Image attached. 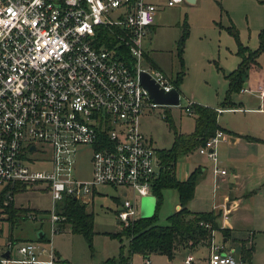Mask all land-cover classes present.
<instances>
[{"label":"built area","instance_id":"1","mask_svg":"<svg viewBox=\"0 0 264 264\" xmlns=\"http://www.w3.org/2000/svg\"><path fill=\"white\" fill-rule=\"evenodd\" d=\"M182 2L187 1L0 0L1 223L14 196L43 192L49 208L35 216L47 217L52 234L64 199L90 204L106 193L100 187L119 190L120 225L140 218L141 200L154 197L162 170L140 118L160 108L165 119L174 107L155 103L140 83L145 72L163 91L174 88L171 78L146 60V39L157 10ZM259 95L264 97V87ZM192 104L184 107L187 115H194ZM224 136L217 130L196 149L220 176L227 173L217 165L215 147ZM80 155L88 161L86 176L76 170ZM53 259L49 241L8 238L0 226V264H52ZM184 263L191 264L192 257ZM207 264L238 261L233 248L212 238Z\"/></svg>","mask_w":264,"mask_h":264},{"label":"rangeland","instance_id":"2","mask_svg":"<svg viewBox=\"0 0 264 264\" xmlns=\"http://www.w3.org/2000/svg\"><path fill=\"white\" fill-rule=\"evenodd\" d=\"M185 22L188 24V35L182 57L186 74L179 83V104L170 107L171 115L168 120L161 118L160 108L145 113L140 118L141 132L156 149L170 147L173 139V132L169 128L171 121L179 132L192 130L193 115L184 112L187 100L212 108L224 107L222 105L229 90L227 76L241 61L237 42L250 50L258 47V32L264 27V0H196L194 3L182 2L159 8L154 20L156 29L146 39V49L171 80L180 69L176 41ZM231 27L236 30L237 36L232 33ZM258 62L264 65V50ZM243 89L244 86L239 92L228 96L232 106H247L249 97L257 93L248 88V91H242ZM233 115L226 112L218 118L221 121L232 120L235 118ZM236 115L238 116L237 113ZM247 117H251L259 125L258 128H264V113H253ZM238 118L240 119L239 116ZM191 157L196 160L200 156L195 153ZM76 170L80 176L88 175V161L84 155L77 158ZM99 190L106 193L97 194L92 203L86 204V210L94 215V234L90 243L80 235L70 233L67 226L56 227L55 232L50 233L47 217L35 216L37 211L49 208L48 195L43 192L26 191L14 196L13 207L31 211L19 214L15 225L10 226L4 221L0 222V226L9 234L8 238L49 241L55 252L52 264H102L108 258L117 260L121 252L124 256L128 255V239L124 238L121 243L118 238L110 235L123 229L115 216L117 202L121 199L118 196L119 190L108 187H100ZM175 193L171 188L162 190L161 203L156 210L158 223H166V217L170 215L176 200ZM30 212L35 216L33 221L24 217ZM37 230L42 232L40 239L35 238ZM219 236V232H216L215 241L222 243ZM122 245L124 247L121 250ZM259 245L262 242L259 241ZM192 254L194 261L197 260L195 264H207V246H197ZM234 256L236 257L235 252ZM132 257L130 264H144L139 255ZM151 264L183 263L178 258L169 260L166 256L154 255Z\"/></svg>","mask_w":264,"mask_h":264},{"label":"trees","instance_id":"3","mask_svg":"<svg viewBox=\"0 0 264 264\" xmlns=\"http://www.w3.org/2000/svg\"><path fill=\"white\" fill-rule=\"evenodd\" d=\"M231 29L232 33L237 36L236 30L233 27ZM187 35L188 24L185 22L176 41V56L180 69L173 76L172 83L177 90L185 74L182 55ZM237 43L241 61L227 76L229 90L225 103L222 105L224 107L232 105V102L228 100V96L230 93L240 91L246 81L248 70L252 65L257 64V59L264 50V27L258 32V47L255 50L248 49L239 41ZM191 108L194 112L193 130L189 133L179 132L171 121L169 128L173 132L172 144L167 149L157 150L162 170L153 186V194L156 200L153 215L136 219L132 223L123 226L121 232L110 233L111 236L118 238L121 243L124 238L128 239V255L124 256L121 252L117 260L108 258L102 264H129L134 254H139L143 260L150 259L152 254L165 255L168 259H171L182 249L196 250L197 246L209 247L213 238L212 232L217 230L222 232L223 237L229 238V230L219 227L218 218L220 213L215 211L193 212L187 207L188 202L193 198L200 168L194 169L184 181L178 180L175 176L174 166L176 161L203 145L217 130H221L218 124V111L215 108L195 103L191 105ZM168 118L170 117L168 111H166L165 120H168ZM166 188L174 189L177 192L180 207L166 217V223L160 224L158 223L156 210L161 203L162 190ZM25 211L31 210L20 207L15 208L10 203L3 210L6 214L5 221L10 226L15 225L19 214H24ZM56 213L59 216L56 222L57 227L67 226L70 233L78 234L86 242H91L94 234V215L91 211L86 210L85 203L66 198L58 205ZM123 247L124 245L121 246V250ZM240 252L242 260L250 262L252 245L247 246L246 242L242 241Z\"/></svg>","mask_w":264,"mask_h":264},{"label":"crops","instance_id":"4","mask_svg":"<svg viewBox=\"0 0 264 264\" xmlns=\"http://www.w3.org/2000/svg\"><path fill=\"white\" fill-rule=\"evenodd\" d=\"M145 58L165 73L152 59L147 49ZM245 83L249 90L257 92L249 97L247 106L231 105L215 108L221 110L218 112V117L226 112L233 113L235 116L234 119L225 121L218 118V124L225 136L215 147L217 165L220 169H225L227 174L225 176L215 175L211 161L196 150L180 157L175 163L174 172L178 180L184 181L194 169L200 168L193 198L188 202L187 207L193 212L215 211L220 213L219 227L228 229L230 234L229 238H225L219 230L214 231L213 241L220 243L215 241V233L219 232L225 248L234 249L238 264H264V128L261 126L258 128L259 125L251 117H247L253 113H264V97L259 95V90L264 87V65L260 64L258 59L257 64L248 70ZM178 92L180 96L179 87ZM189 101L187 100V103ZM167 110L170 117L171 109ZM182 133L189 132L183 131ZM195 153L200 157L192 160L191 156ZM175 196L176 200L170 214L180 207L177 192ZM242 241H245L247 246L252 245L250 262H244L241 258ZM259 241L262 245H259ZM192 251L194 249H182L169 260L178 258L185 264V258L191 256V264H195L197 260L194 261ZM154 255L158 254H152L150 261Z\"/></svg>","mask_w":264,"mask_h":264},{"label":"water","instance_id":"5","mask_svg":"<svg viewBox=\"0 0 264 264\" xmlns=\"http://www.w3.org/2000/svg\"><path fill=\"white\" fill-rule=\"evenodd\" d=\"M186 1L188 3L195 2V0H186ZM139 79H140V83L148 91L150 97L155 103L161 105H169V106H176L179 104V92L177 89L173 88L168 92L163 91L161 88L158 87V85L154 82V80L151 79L150 76L145 72L140 73ZM243 86L246 87V83H244ZM155 202L156 200L154 197L142 198L141 206H140L141 218H146L153 215L155 210ZM41 236H42V232L40 230H37L35 234V238L39 239ZM2 256L6 257L7 253H4Z\"/></svg>","mask_w":264,"mask_h":264}]
</instances>
